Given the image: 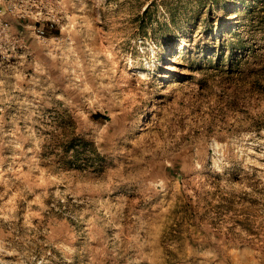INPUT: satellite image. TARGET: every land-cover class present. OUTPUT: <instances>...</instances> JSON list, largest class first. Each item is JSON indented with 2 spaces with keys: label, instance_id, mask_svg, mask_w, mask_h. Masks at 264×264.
<instances>
[{
  "label": "rangeland",
  "instance_id": "1",
  "mask_svg": "<svg viewBox=\"0 0 264 264\" xmlns=\"http://www.w3.org/2000/svg\"><path fill=\"white\" fill-rule=\"evenodd\" d=\"M0 264H264V0H0Z\"/></svg>",
  "mask_w": 264,
  "mask_h": 264
},
{
  "label": "trees",
  "instance_id": "2",
  "mask_svg": "<svg viewBox=\"0 0 264 264\" xmlns=\"http://www.w3.org/2000/svg\"><path fill=\"white\" fill-rule=\"evenodd\" d=\"M249 8H251V7H249ZM208 13H209V17H208V20H207L208 22L207 23H208V27L211 28L212 23L214 22V20H213V18H214L213 17L214 16V12H213V10L209 9V12ZM220 31H221V29L218 27V37H216V39H218V40H220V42H222L223 39L225 38L224 35H223L225 31H221V32ZM233 33L237 34L236 31H234ZM212 36L214 37V34ZM228 44H229V46L231 48V51H233L236 48H241V47L244 46L243 43H242V40L239 39V37H237L234 41L229 40V43ZM95 116L97 118H101V117L107 118L105 115H103L101 113H98ZM192 233H193V231L188 228L187 229V236H188V238H191L192 237Z\"/></svg>",
  "mask_w": 264,
  "mask_h": 264
}]
</instances>
